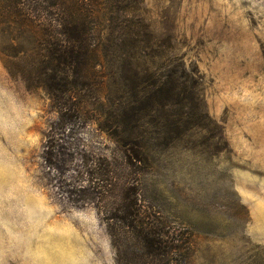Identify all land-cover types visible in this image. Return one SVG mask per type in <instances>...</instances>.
<instances>
[{
  "label": "rangeland",
  "instance_id": "1",
  "mask_svg": "<svg viewBox=\"0 0 264 264\" xmlns=\"http://www.w3.org/2000/svg\"><path fill=\"white\" fill-rule=\"evenodd\" d=\"M99 15L54 153L48 93L0 53V264H264V0H101ZM110 169L174 261L124 226L117 251L94 185Z\"/></svg>",
  "mask_w": 264,
  "mask_h": 264
},
{
  "label": "trees",
  "instance_id": "2",
  "mask_svg": "<svg viewBox=\"0 0 264 264\" xmlns=\"http://www.w3.org/2000/svg\"><path fill=\"white\" fill-rule=\"evenodd\" d=\"M100 6L101 0H0L3 63L29 88H42L48 93L56 114L47 140L52 152L58 142L57 132L71 119L81 117V84L89 80L88 71L96 54L94 31L103 22ZM105 177L103 183L94 185L97 195L105 198L102 202L114 199L111 204L101 205L99 211L104 214L117 251L124 226L134 233L139 248L147 250L150 257L174 261L177 251H161L165 234L148 221L150 216L141 203L137 184L131 178L118 183L112 169ZM172 245V250L178 248Z\"/></svg>",
  "mask_w": 264,
  "mask_h": 264
}]
</instances>
